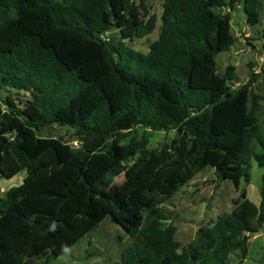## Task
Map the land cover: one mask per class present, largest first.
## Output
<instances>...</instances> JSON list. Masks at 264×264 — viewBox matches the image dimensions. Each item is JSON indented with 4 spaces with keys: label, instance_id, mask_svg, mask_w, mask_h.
Returning <instances> with one entry per match:
<instances>
[{
    "label": "trees",
    "instance_id": "obj_1",
    "mask_svg": "<svg viewBox=\"0 0 264 264\" xmlns=\"http://www.w3.org/2000/svg\"><path fill=\"white\" fill-rule=\"evenodd\" d=\"M241 4L165 0L159 37L143 54L129 42L152 35L157 18L135 0H0V178L26 172L0 199V264H50L106 219L141 237L121 264H229L236 251L247 259L264 231V175L259 205L244 191L196 243L176 239L164 207L208 167L236 189L251 182L252 160L264 167V98L253 91L264 67L240 85L234 67L219 73L217 63L237 42ZM258 8L243 1L252 25ZM112 32L119 41H106ZM53 126L69 127L71 141L38 136ZM139 128L176 138L149 149Z\"/></svg>",
    "mask_w": 264,
    "mask_h": 264
},
{
    "label": "rangeland",
    "instance_id": "obj_2",
    "mask_svg": "<svg viewBox=\"0 0 264 264\" xmlns=\"http://www.w3.org/2000/svg\"><path fill=\"white\" fill-rule=\"evenodd\" d=\"M243 1L233 13L232 30L237 42L229 53L220 54L217 58L219 73L234 67L240 85L247 83L252 73L261 75V69L264 67V0H259L260 22L256 25H252L245 14ZM164 2L165 0H135L136 5L145 8L149 14L148 18L152 16L157 18V28L152 35L143 40L136 39L134 42H129V46L135 51L147 54L150 44L158 39ZM110 38L115 41L120 40L117 32L106 35V41ZM253 91L264 98V76L254 84ZM6 96L7 94H3L2 98ZM257 118L261 135L264 137V101L261 102ZM137 132L140 139L144 136L148 137L149 149L160 148L162 144L176 138L174 131L151 133L139 128ZM37 134L40 138L70 142L74 132L69 127L53 126L43 128ZM93 140L94 138L88 137L80 145L87 146ZM253 152L255 154L263 152L256 142L253 144ZM250 174L251 182L247 184L242 181L239 189H236L232 182L217 179L211 167L203 170L164 206L167 215L178 228L176 239L184 245L199 242L201 229H207L208 225L216 221L220 215L230 213L234 208V201L240 198L244 191L249 200L258 204L264 167H260L256 161L252 160ZM25 177L26 172H22L11 180L0 178V199L5 198L12 188L20 186ZM124 182V175L116 178L113 188L122 186ZM135 242L140 243L141 237L129 236L120 226L106 219L98 229L50 264H121L123 251ZM250 242L246 260L242 258L240 251H236L230 256L228 263L264 264V231L251 237Z\"/></svg>",
    "mask_w": 264,
    "mask_h": 264
},
{
    "label": "built area",
    "instance_id": "obj_3",
    "mask_svg": "<svg viewBox=\"0 0 264 264\" xmlns=\"http://www.w3.org/2000/svg\"><path fill=\"white\" fill-rule=\"evenodd\" d=\"M71 146L74 148H80L81 145L79 142H73V143H71Z\"/></svg>",
    "mask_w": 264,
    "mask_h": 264
},
{
    "label": "crops",
    "instance_id": "obj_4",
    "mask_svg": "<svg viewBox=\"0 0 264 264\" xmlns=\"http://www.w3.org/2000/svg\"><path fill=\"white\" fill-rule=\"evenodd\" d=\"M260 203V202H259ZM259 203L258 204H256V205H259ZM250 244H251V242H250Z\"/></svg>",
    "mask_w": 264,
    "mask_h": 264
}]
</instances>
